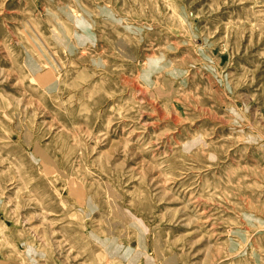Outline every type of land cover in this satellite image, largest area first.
<instances>
[{
    "label": "rangeland",
    "instance_id": "obj_1",
    "mask_svg": "<svg viewBox=\"0 0 264 264\" xmlns=\"http://www.w3.org/2000/svg\"><path fill=\"white\" fill-rule=\"evenodd\" d=\"M0 264H264V0H0Z\"/></svg>",
    "mask_w": 264,
    "mask_h": 264
}]
</instances>
